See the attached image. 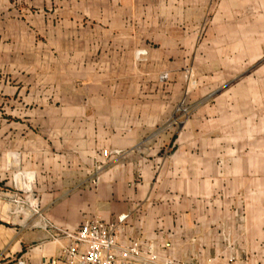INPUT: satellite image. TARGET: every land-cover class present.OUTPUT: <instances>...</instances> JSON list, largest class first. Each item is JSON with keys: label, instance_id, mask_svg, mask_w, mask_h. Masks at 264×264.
Wrapping results in <instances>:
<instances>
[{"label": "crops", "instance_id": "1", "mask_svg": "<svg viewBox=\"0 0 264 264\" xmlns=\"http://www.w3.org/2000/svg\"><path fill=\"white\" fill-rule=\"evenodd\" d=\"M17 169L48 227L12 214ZM124 214L121 245L264 264V0H0V264Z\"/></svg>", "mask_w": 264, "mask_h": 264}, {"label": "built area", "instance_id": "2", "mask_svg": "<svg viewBox=\"0 0 264 264\" xmlns=\"http://www.w3.org/2000/svg\"><path fill=\"white\" fill-rule=\"evenodd\" d=\"M166 75L162 80H166ZM112 153L103 151L102 158ZM99 164L103 162L99 161ZM37 187V173L17 169L11 177L10 204L12 214L18 218H39L44 227L48 224L42 216ZM129 214L119 216L115 221L105 222L99 218L85 219L74 233L63 232L71 243L62 250L66 264H193L182 262L173 255L161 257L151 244L144 245L140 240L127 245L118 242V236L125 231ZM172 243L167 240L165 249H171ZM17 264H26L19 260ZM50 264H56L51 261Z\"/></svg>", "mask_w": 264, "mask_h": 264}, {"label": "rangeland", "instance_id": "3", "mask_svg": "<svg viewBox=\"0 0 264 264\" xmlns=\"http://www.w3.org/2000/svg\"><path fill=\"white\" fill-rule=\"evenodd\" d=\"M164 75H166V74H162L159 77V80H160L161 83H165L168 80V78L166 80H162L161 79V77L164 76ZM10 77H12V76H10ZM185 77H186L187 81L190 82V80L193 78V75L188 72L187 74H185ZM9 85L11 87H14L15 88L14 85H17V84L16 83L14 84V83H11L10 82ZM11 92H14V90H11ZM7 97H13V95H11L9 91H7ZM24 109H27L28 110V107L24 108V107H19V106H17V107H15V106H7L5 111H6L7 114L17 113V115H18L19 113H22L23 112L22 110H24ZM15 110H16V112H14ZM182 114H183L182 122L185 123L186 122V115H187V113L185 111H183ZM6 120H7V122H6L7 129H10V130H12L14 124H17V123L19 124V121L17 120V118L7 117ZM9 125H10L11 128L8 127ZM39 125H41V124H39ZM37 129L40 130L41 129L40 126Z\"/></svg>", "mask_w": 264, "mask_h": 264}]
</instances>
